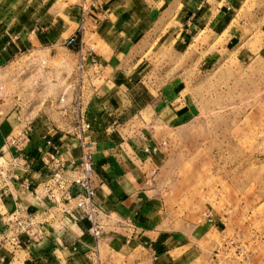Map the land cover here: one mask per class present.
Here are the masks:
<instances>
[{"label":"crops","instance_id":"obj_1","mask_svg":"<svg viewBox=\"0 0 264 264\" xmlns=\"http://www.w3.org/2000/svg\"><path fill=\"white\" fill-rule=\"evenodd\" d=\"M77 1L0 0V70L31 51L52 54L60 67L57 51L64 48V40L80 22ZM91 1L98 7L85 18L81 42L86 80L94 86L88 88L85 102L86 119L91 123L87 135L93 142L95 201L106 213L100 218L102 235L94 240L88 232L89 223L79 212L73 211L66 218L57 214L47 223L39 243L13 252L0 244L2 264H84L83 253L95 244L100 252H107L106 259L111 256L112 260V252L139 248L154 264H178L193 251L189 248L196 241L195 233L161 228L159 204L149 189L154 162L143 150L158 146L159 141L142 142L132 133L135 127L138 135L148 124L154 129L152 135L161 137L160 130L177 126L181 101L191 96L182 78L172 79L155 91L145 86L143 72L151 57L147 53L151 50L155 54L165 47L177 57L181 44L196 34L210 30L217 35L237 28L232 12L227 14L230 4L222 5L225 0ZM71 54L78 59L75 50ZM155 95L158 98L154 100ZM26 121L17 107L7 109L0 103V153L6 137ZM30 126L25 151L33 162L29 181L36 184L46 177L53 156L76 157L79 147L72 128H53L48 121L45 125L30 121ZM43 137L57 150L45 144L40 153ZM14 172L20 179L25 177L19 169ZM19 183L13 180L1 190L0 212L9 214L19 207L22 215L42 216L46 200L22 193ZM6 231L0 218V238Z\"/></svg>","mask_w":264,"mask_h":264},{"label":"rangeland","instance_id":"obj_2","mask_svg":"<svg viewBox=\"0 0 264 264\" xmlns=\"http://www.w3.org/2000/svg\"><path fill=\"white\" fill-rule=\"evenodd\" d=\"M227 2L237 28L196 34L177 57L165 47L150 50L143 72L153 91L175 78L190 87L177 126L160 130L161 137L148 124L132 133L142 142L159 141L146 157L154 162L149 189L161 228L196 234L193 251L178 264H264V0L222 5ZM62 45L55 56L60 67L52 54L31 51L1 69L0 103L35 123L69 130L79 116L73 109L77 59ZM207 209L213 221L198 223ZM112 254L113 264H154L139 248Z\"/></svg>","mask_w":264,"mask_h":264},{"label":"built area","instance_id":"obj_3","mask_svg":"<svg viewBox=\"0 0 264 264\" xmlns=\"http://www.w3.org/2000/svg\"><path fill=\"white\" fill-rule=\"evenodd\" d=\"M98 7L97 2L91 0H80V22L73 34L66 38L63 44L78 54L74 71L73 109L79 114L72 126V136L77 140L79 152L76 157L65 159L60 155L53 156L49 163L50 169L46 177L31 184L28 172L32 165L29 153L25 151L29 142L31 131L30 120L20 127L16 132L6 137L4 149L0 153V207L1 190L8 187L13 180H19L18 189L24 194L33 197L44 198L47 202L42 216L30 214L22 215V210L17 207L13 212L6 214L0 212V218L6 226V233L0 238V244L8 251H15L37 244L45 237L46 225L55 219L56 215L66 218L71 212H79L89 223L88 232L97 241L102 235L103 227L100 218L106 213L95 201L96 185L94 182L95 168L93 161V142L87 133L91 129V123L85 118L86 109V75L82 59L83 45L81 35L84 31V21L92 9ZM44 139V145L38 148L41 153L45 144L51 146L55 151L57 146L50 140ZM158 146H147L143 148L148 155L155 154ZM39 153V154H40ZM21 170L25 177L21 178L14 171ZM155 169L151 171L154 174ZM151 180V178H150ZM213 211L204 210L197 222H212ZM84 264H113L110 260L103 258L96 244L83 253ZM3 259L0 260L2 264Z\"/></svg>","mask_w":264,"mask_h":264}]
</instances>
